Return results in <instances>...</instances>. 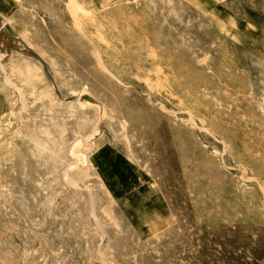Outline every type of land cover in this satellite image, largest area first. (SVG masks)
Returning a JSON list of instances; mask_svg holds the SVG:
<instances>
[{"label":"rangeland","instance_id":"rangeland-1","mask_svg":"<svg viewBox=\"0 0 264 264\" xmlns=\"http://www.w3.org/2000/svg\"><path fill=\"white\" fill-rule=\"evenodd\" d=\"M5 23L0 264H264V0Z\"/></svg>","mask_w":264,"mask_h":264},{"label":"crops","instance_id":"crops-1","mask_svg":"<svg viewBox=\"0 0 264 264\" xmlns=\"http://www.w3.org/2000/svg\"><path fill=\"white\" fill-rule=\"evenodd\" d=\"M30 0H0V30L6 25L7 19L15 14V12ZM7 100L5 95L0 91V116L7 110ZM104 176H107L105 173ZM143 201V198L139 200ZM137 202V201H135Z\"/></svg>","mask_w":264,"mask_h":264},{"label":"water","instance_id":"water-1","mask_svg":"<svg viewBox=\"0 0 264 264\" xmlns=\"http://www.w3.org/2000/svg\"><path fill=\"white\" fill-rule=\"evenodd\" d=\"M79 101L82 103V102H88L92 105H96V106H99L101 107L100 103L98 101H96L94 98L90 97L89 95H83L79 98Z\"/></svg>","mask_w":264,"mask_h":264},{"label":"bare ground","instance_id":"bare-ground-1","mask_svg":"<svg viewBox=\"0 0 264 264\" xmlns=\"http://www.w3.org/2000/svg\"><path fill=\"white\" fill-rule=\"evenodd\" d=\"M33 83V82H32Z\"/></svg>","mask_w":264,"mask_h":264}]
</instances>
